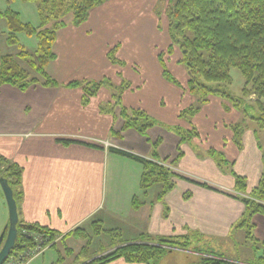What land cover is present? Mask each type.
Listing matches in <instances>:
<instances>
[{"label":"crops","instance_id":"0c3cea01","mask_svg":"<svg viewBox=\"0 0 264 264\" xmlns=\"http://www.w3.org/2000/svg\"><path fill=\"white\" fill-rule=\"evenodd\" d=\"M149 2L153 6L154 0H109L90 10L88 22L79 27L69 24L58 31L53 45L56 58L47 66V73L58 83L57 87L34 85L26 91L10 85L0 87V156L22 170L17 202L18 220L22 223L66 235L97 217L101 224H119L122 232L128 234V241L136 240L133 237L137 234L169 237L187 231L218 241L237 235L238 231L234 229L244 212V204L233 197L234 177L222 173L207 157V151H222L232 163L234 173L245 179L249 191L258 185L263 170L261 150L254 134L251 131L245 133L241 147H237L228 128L234 123L235 116L222 113V102L213 96L188 124L180 119L182 109L177 104L166 109L165 104L153 95L144 96L139 92L138 84L144 83L145 77L134 71L130 62L122 59L123 64L116 67V63L107 57L113 51L118 61L121 51L130 47L125 44V39L126 35L129 36L131 21L136 19L134 29L137 36L144 34L145 29L138 31L139 20L144 26L148 22V27L153 26L152 11L145 10ZM178 58L176 50L167 61V69L175 80L173 71L186 75L184 68L176 63ZM159 71L161 77L157 79L163 84L164 91L187 97L186 106L191 105L194 98L168 83L161 75V68ZM128 73L132 75L128 81L132 88L126 93L125 90L121 92L122 107L127 113L144 112L166 128L150 127L146 135L134 129L124 130L119 107L112 106L115 99L110 88H100L94 97L83 103L81 89L66 87L74 81H101L105 78L112 85L120 86L122 81L127 82ZM180 82L186 86V79L182 78ZM109 108L113 109L112 112L106 113ZM170 126L181 129L194 126L199 137L180 145L178 135L169 131ZM63 140L70 143H63ZM102 142L108 143L110 148L147 159L156 151L160 160L167 158L170 163L180 148L183 155L173 163V168L177 177L185 178V181L173 179V187L162 196L161 189H156L153 199L154 186L145 192L140 187L143 166L127 158L140 168L126 164L135 170L138 186L136 191L123 197L121 190L109 185L127 174L120 169L123 163L119 157L122 156L110 152ZM133 200L138 204L137 209L132 206ZM251 222L254 240L247 242L243 238V243L260 245L258 252L262 253L264 216L254 215ZM237 241L241 243L242 239ZM108 264L139 263L118 259Z\"/></svg>","mask_w":264,"mask_h":264},{"label":"trees","instance_id":"16d2710c","mask_svg":"<svg viewBox=\"0 0 264 264\" xmlns=\"http://www.w3.org/2000/svg\"><path fill=\"white\" fill-rule=\"evenodd\" d=\"M22 1L36 4L39 13V25L34 27L21 21L20 14L16 11L10 9L0 11V20L5 22L7 29L5 43L17 49L16 54L0 56V87L10 85L20 91H26L34 85L46 88L57 87L58 83L47 73V66L56 58L53 45L57 32L68 25L62 19L68 13H72L74 21L70 25L78 27L85 22L90 10L108 0ZM165 16L168 21L169 43L165 51L159 52L156 56L161 68V75L172 84L178 83L168 71L166 65L177 50L179 58L176 63L184 67L188 76L186 84L188 93L196 98L199 104V106L193 104L182 110L179 114L180 119L191 124L193 116L201 106L208 103L209 98L212 96L224 101H231L230 106L232 108L241 110L244 113L249 111V106L253 107L255 104L262 113L261 116H263L264 0H174L173 5L167 7ZM19 33L35 37L37 43L33 52L26 50L20 44L17 38ZM107 57L112 63L117 61L114 58L113 51L108 53ZM233 68L238 70L244 79V87L239 98L230 96L224 89L225 86L231 83L230 70ZM29 71L33 72L34 75ZM125 86H128L125 81H122L120 86H114L106 79L101 81H74L66 87L81 89L83 103H87L90 97H94L100 88H110L115 99V104L112 106L119 107L120 116L124 120L123 129H134L138 133L146 135L147 129L157 126V124L150 120L144 112L132 111V113H127L120 106V94L126 88ZM250 97H253V100H250ZM112 110V108H109L105 112L110 113ZM261 122H263V119H260L259 126L260 129H263L264 126ZM228 128L233 134L232 142L237 147H241L240 125L232 124ZM173 132L178 135L180 145L190 143L193 139L199 137L194 126H191L190 129L176 127ZM254 134L257 139L258 135L255 132ZM63 143H70V141L63 140ZM257 144L263 151L261 154L263 170L258 185L249 191H247L245 179L234 173L232 163L225 158L222 151L214 149L207 151V157L214 161L222 173L234 177L235 194L233 197L240 200L245 207L234 230L245 228V236L249 240H254L251 232L253 229L252 217L257 214L264 216V145L260 146L259 142ZM156 146L157 144H154V147ZM108 150L139 162L143 166L140 177L141 189L145 192L150 187L159 185L161 189L160 196L173 187V175L177 176L174 172L173 163L183 155L182 150L178 148L176 158L170 163L167 158L160 160L156 151L147 159L116 148H108ZM0 165V180L8 182L17 204L20 198L19 188L22 170L17 164L2 156H0ZM199 185L210 188L206 184ZM132 206L137 209L138 204L135 200H133ZM91 224L96 227L101 226L100 221H93ZM16 229L17 240L11 255L15 253V250L22 251L24 247L32 246V239L30 240L24 234L22 235L26 231L37 233L40 237L45 238L47 243L51 241L52 249L56 246L54 240L60 236V233L55 230L24 224L19 220ZM113 233L119 235L116 230ZM196 233L194 235H197ZM184 237H187V235L153 237L142 234L138 239L147 240L142 242L155 241L161 244L159 246L168 244L169 246L178 247V241ZM256 249L254 250L256 251ZM163 250L156 246L140 243L126 244L87 264H108L118 259H123L128 263L154 264L157 262L156 259H160L161 254L166 252ZM57 253L56 264H60L63 261V256L58 250ZM193 264H264V252L247 263L200 258L198 262Z\"/></svg>","mask_w":264,"mask_h":264},{"label":"rangeland","instance_id":"374dc122","mask_svg":"<svg viewBox=\"0 0 264 264\" xmlns=\"http://www.w3.org/2000/svg\"><path fill=\"white\" fill-rule=\"evenodd\" d=\"M109 1V0H108ZM107 2V1H106ZM105 2V3H106ZM152 3V2H151ZM151 3L149 2V6L145 7V10L147 12L152 11V15L154 16V20H152L153 26L148 27L149 22L146 24V26L142 25V21L139 20L137 25L139 26L138 31L142 32V28L144 29V34H139L140 38L138 39V36L135 34V22H130V28H129V36L126 35V43L130 47L125 49L123 52L121 51L120 60L115 61L116 67L123 64V60L127 63H131V66H133L134 71L141 72V76L145 77L144 83H139V92L145 94L144 96H151L153 95L155 99H158L159 102L162 104H165L164 107L166 109H171L175 104L181 107L182 110L188 108L191 105L199 106L198 102L196 101V98L192 100V104L186 106L188 104L187 97L181 98L169 94L168 92L164 91L163 85L157 77L160 76V67L158 65V62L155 58L156 55L159 52H164L168 43V21L165 16V11L167 7L173 5L174 0H154L153 6H151ZM103 5V4H102ZM101 6V5H100ZM99 7V6H98ZM12 10L16 11L20 14L21 21L25 23H29L34 27H37L39 25V13L37 10V6L35 3L32 2H23L22 0H0V11L5 10ZM142 14V10H139ZM131 13V12H130ZM139 14V13H138ZM129 16V15H128ZM90 18V11L88 12V15L86 17L85 23L88 22ZM63 21L66 22V24H72L74 21V17L72 13H68L63 19ZM148 20V19H146ZM149 21V20H148ZM81 26V25H79ZM78 26V27H79ZM6 25L3 20H0V56L5 54H16L17 49L14 46H8L6 45ZM17 38L20 42V44L28 51L33 52L36 49V39L35 37H30L28 35H25L24 33L17 34ZM153 51V53H152ZM174 56V55H173ZM123 59V60H122ZM171 64V63H170ZM22 65V64H21ZM167 65V63H166ZM23 66V65H22ZM182 68V67H181ZM184 68V67H183ZM182 68V70H183ZM177 69V68H176ZM185 70V69H184ZM32 75H34L33 72L29 71ZM184 72V71H183ZM132 74L134 72L131 71ZM173 75L176 77V80L179 81V83L173 84L177 88H179L183 93L188 94V90L186 86L184 85L182 81L183 79H186L188 76L182 74L180 71H176ZM135 76V75H134ZM127 77H124L127 81L126 88L122 91L124 93L128 92L130 87V81L132 75L129 73L127 74ZM161 77V76H160ZM230 77H231V83L228 86H225L224 89L230 94V96L239 98L241 95L242 88L244 87V79L236 69L230 70ZM130 79V80H129ZM180 79V80H179ZM102 80H106L102 79ZM94 81V80H92ZM120 83V82H119ZM169 83V82H168ZM187 84V82L185 83ZM172 85V84H171ZM105 86V85H103ZM141 86V88H140ZM223 88V87H222ZM141 89V90H140ZM138 91V90H135ZM131 92V91H130ZM189 95V94H188ZM161 97H163L161 99ZM252 98V97H250ZM161 100V101H160ZM222 113L228 115V116H235V120L233 124H239L240 125V137L242 141V137L245 133L248 131H251L253 134L254 132L258 135L256 142H259L260 146L264 145V128L260 129V119H263L262 125L264 126V113L263 116H261L260 110L257 108V106L254 104L253 107H248V112L244 113L241 110H237L235 108H232L231 101L229 100H222ZM249 103V101H247ZM264 104V99H263ZM123 103L120 100V106L122 107ZM104 107V106H102ZM105 109V107L103 108ZM180 110V112L182 111ZM150 120L154 121L158 127L166 128V125L158 121L157 119H154L150 116H148ZM259 119V121H258ZM184 121V120H183ZM179 126H170L168 127L169 131H173L174 128ZM255 136V134H254ZM256 138V136H255ZM261 150V149H260ZM261 150V154H262ZM122 160L123 165L120 167L122 173L126 172L127 174L125 176H121L120 179L114 180L110 182V186H114L115 188L121 190V192L124 193L123 197L126 196V193L136 191L137 186L136 185V178L134 177L135 170L126 165V164H135L134 162L130 161L127 158L119 157ZM128 162V163H127ZM1 166V165H0ZM134 166V165H132ZM138 168H140V165L135 164ZM173 179H180L181 181H185V178H179L175 175H173ZM194 185H198L195 183V181H189ZM199 186V185H198ZM153 192L151 194V197L155 199V190L159 189V185L154 186ZM113 188V187H112ZM127 214H130V212H127ZM8 209L7 204L3 195V192L0 187V236H2V233L4 231L5 224H8ZM126 219H128L126 217ZM93 221H98L97 217L92 218L89 222H86L82 224L78 229L73 230V232H70L62 236H58L54 243L56 244L55 248L52 249L50 242L47 243V240L45 238L40 237L37 233H30L28 231L22 233L30 240L32 239L34 245L32 243V246L27 247V252L32 253L27 254L30 256V264H56L58 259V253L57 250L60 252V254L63 256V261H61L60 264H87L92 261H95L97 259H100L107 254L113 252L115 249L124 246L126 244H145L150 246H156L158 248L164 249L163 251H166L161 254L160 259H156L157 262L154 264H193L199 261L200 258H210V259H219V260H226L230 262L235 263H244V262H250L252 261L256 256L261 255V252H258L261 247L253 245L252 243H243V238H245L244 241L250 242L249 239L245 236L246 229L243 228L238 229L237 235L232 238H228L227 240H211V238H205L199 233L193 232V231H187L184 232V234L180 236H186L178 241L179 244H177L178 247L169 246L168 244H165L164 246H159L158 242H142L147 241L144 239H138L137 236H140L139 234L135 235L133 239L136 240L128 241V234H124L122 232V228H119V224L114 225L113 223L110 224L105 223L101 224L100 227H96L93 224H91ZM126 224V222H124ZM123 225V224H122ZM118 227V229H117ZM128 226H123V228H126ZM118 231L119 235L113 233ZM196 233L197 235H194ZM6 234V232H5ZM179 236V235H175ZM238 238L242 239L241 243L238 242ZM125 241V242H124ZM122 243V244H121ZM25 248V247H24ZM23 253L25 252V249ZM254 248H257V251L254 250ZM15 253L12 254L11 258L17 257L20 252L18 250L14 251ZM22 253V254H23ZM20 254V255H22ZM27 255H23L24 257H27ZM221 255V256H220ZM228 257L230 259H226L224 257ZM10 258V259H11ZM9 259V258H8ZM10 259L8 261H10ZM234 259V260H233ZM8 261H5L4 264H7ZM18 263V261L15 262V264Z\"/></svg>","mask_w":264,"mask_h":264},{"label":"water","instance_id":"95a60500","mask_svg":"<svg viewBox=\"0 0 264 264\" xmlns=\"http://www.w3.org/2000/svg\"><path fill=\"white\" fill-rule=\"evenodd\" d=\"M0 187L7 204L9 215L6 237L4 239V232L2 233V236H0V264H3L9 257L17 240L16 225L18 223V212L17 204L13 197V191L8 185V182L6 180H0Z\"/></svg>","mask_w":264,"mask_h":264},{"label":"built area","instance_id":"2783aa9c","mask_svg":"<svg viewBox=\"0 0 264 264\" xmlns=\"http://www.w3.org/2000/svg\"><path fill=\"white\" fill-rule=\"evenodd\" d=\"M103 145L105 147L109 146V144L106 142H104ZM31 253H32V251H31ZM31 253L25 252L24 255H27V254L29 255ZM28 255H27V257H24L23 255H21V256L15 257V258H11L10 261L7 262V264H15L16 261H18V263H16V264H27V259L29 257Z\"/></svg>","mask_w":264,"mask_h":264}]
</instances>
